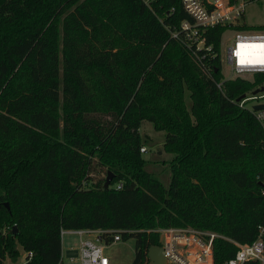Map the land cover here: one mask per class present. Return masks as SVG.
<instances>
[{
    "label": "trees",
    "instance_id": "obj_1",
    "mask_svg": "<svg viewBox=\"0 0 264 264\" xmlns=\"http://www.w3.org/2000/svg\"><path fill=\"white\" fill-rule=\"evenodd\" d=\"M186 20L181 0H0V264L21 251L58 264L62 229L124 230L133 264L148 263L159 227L222 235L216 264L237 250L224 237L257 239L264 127L238 98L264 76L224 78L228 27L206 31L212 54L198 60L172 37ZM146 120L166 132L169 185L141 151Z\"/></svg>",
    "mask_w": 264,
    "mask_h": 264
},
{
    "label": "built area",
    "instance_id": "obj_2",
    "mask_svg": "<svg viewBox=\"0 0 264 264\" xmlns=\"http://www.w3.org/2000/svg\"><path fill=\"white\" fill-rule=\"evenodd\" d=\"M157 0H144L149 5ZM185 11L192 21H184L180 30L172 33L174 39L179 40L203 62L207 55L212 54V47L207 46L206 31L217 27H228L235 31L233 43L228 48L227 63L232 74L237 78H254L256 75L264 76V31L244 30L238 31L232 27L242 26L247 6L261 0H181ZM207 55L201 56L200 52ZM216 55H213V58ZM221 60V55H219ZM240 58L244 62H240ZM222 64V61H221ZM204 72L211 78L212 67L204 66ZM221 88V85H218ZM259 90L254 93L255 90ZM246 94L240 100V106L252 110L257 120L264 127V109L255 110L254 106L264 104V81L258 88ZM142 152L147 148L142 147ZM122 187V183L117 185ZM159 233V246L163 249L166 264H216L214 241L221 237L216 232L202 230L193 226H168L153 230ZM64 233L77 234L80 238L78 256L69 257V261H78L80 264H110L109 257L104 252L105 244L122 241L124 230H104L100 228L62 229ZM111 234L110 240L106 235ZM86 235V238H82ZM93 237V238H91ZM237 246L235 254L223 264H245L258 262L264 264V225L259 227L257 239L251 243H241L224 237ZM105 242V243H104ZM72 249V248H70ZM21 262H7L6 264H27L32 258L31 251H23ZM21 256V253H20ZM19 256V258H20ZM149 259V256H148ZM150 262V259L148 263ZM147 263V264H148ZM63 264V252L60 261Z\"/></svg>",
    "mask_w": 264,
    "mask_h": 264
},
{
    "label": "rangeland",
    "instance_id": "obj_3",
    "mask_svg": "<svg viewBox=\"0 0 264 264\" xmlns=\"http://www.w3.org/2000/svg\"><path fill=\"white\" fill-rule=\"evenodd\" d=\"M241 24L251 28L252 31H260L255 29L257 27L264 26V0L253 2L247 6L246 13L244 18L241 20ZM234 37L235 31L228 28L222 37L221 49L219 53L222 61V74L227 80L237 78L234 74H232L227 63L228 48L233 43ZM247 79L252 80L253 78L248 77ZM247 94L250 95V92H247ZM184 96L185 102L190 106L191 93L188 88L185 89ZM140 131L144 138L148 137V141L145 142L147 152H144L143 155L149 160V167L155 170V176L157 178H159L165 185H169L171 181L169 161L173 158V154L166 152L164 148L166 132L157 130L153 123L147 120L143 121ZM164 161H166V163H164ZM97 175L98 177H104V181L107 176L105 173H97L96 176ZM82 184L87 186L86 181H83ZM89 184L92 183L89 182L88 185ZM86 237V235L82 236V238ZM79 245L80 238L77 234L64 233L62 235L61 247L63 252V264H80L78 261H69V257L78 256ZM104 252L106 256L109 257L110 264H133L136 258V238L130 237L127 240L123 239L122 241L115 243L105 244ZM23 257L24 253L21 251V256L20 258L18 257L17 262H21Z\"/></svg>",
    "mask_w": 264,
    "mask_h": 264
},
{
    "label": "water",
    "instance_id": "obj_4",
    "mask_svg": "<svg viewBox=\"0 0 264 264\" xmlns=\"http://www.w3.org/2000/svg\"><path fill=\"white\" fill-rule=\"evenodd\" d=\"M259 90H255L254 93H257ZM246 97V94H243L242 96H240L238 98V101L242 100L243 98ZM255 110H260V109H264V104H258L254 106ZM113 178V173L112 171H108L107 176L105 178V181L103 183L104 188H108L109 184L111 183ZM4 205L7 207V209H9V204L6 202L4 203ZM16 226H14V230L16 231ZM148 256L150 259V262L148 264H166L167 260L166 257L163 254V249L161 246L159 245H153L149 248L148 251Z\"/></svg>",
    "mask_w": 264,
    "mask_h": 264
},
{
    "label": "bare ground",
    "instance_id": "obj_5",
    "mask_svg": "<svg viewBox=\"0 0 264 264\" xmlns=\"http://www.w3.org/2000/svg\"><path fill=\"white\" fill-rule=\"evenodd\" d=\"M240 62H244L242 58H240Z\"/></svg>",
    "mask_w": 264,
    "mask_h": 264
}]
</instances>
